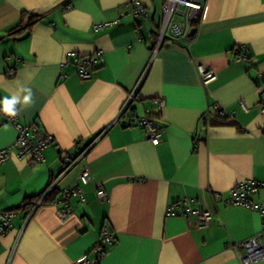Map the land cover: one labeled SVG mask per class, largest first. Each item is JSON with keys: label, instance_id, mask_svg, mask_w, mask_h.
Segmentation results:
<instances>
[{"label": "crops", "instance_id": "1", "mask_svg": "<svg viewBox=\"0 0 264 264\" xmlns=\"http://www.w3.org/2000/svg\"><path fill=\"white\" fill-rule=\"evenodd\" d=\"M133 1L0 0V102L18 96L21 122L54 140L43 166L19 159L15 149L0 165V210L17 213L0 239V264H79L108 228L116 241L101 264H241L228 245L264 230L259 212L224 203L244 180L264 184V0H203L188 48L164 44L153 59L147 22L122 16ZM140 1L159 18L165 0ZM112 21L118 23L95 28ZM238 45L248 46L247 62H236ZM97 52L104 61L87 81L77 67H61L70 54L88 59ZM202 65L216 73L205 84ZM148 68L134 112L157 118L158 145L129 123L130 111L120 115ZM22 89L32 92L27 105ZM160 98L162 114L154 104ZM219 107L235 111V120L221 119ZM207 110L210 125L202 121ZM17 134L0 110V151ZM79 145L91 148L67 171ZM74 187L84 200H72L69 218L61 216L62 198L30 218L33 208L22 207L48 188L61 195ZM250 197L264 201V190ZM185 198L193 210L211 212L205 227H197V215L183 216ZM171 205L177 216H169Z\"/></svg>", "mask_w": 264, "mask_h": 264}, {"label": "built area", "instance_id": "2", "mask_svg": "<svg viewBox=\"0 0 264 264\" xmlns=\"http://www.w3.org/2000/svg\"><path fill=\"white\" fill-rule=\"evenodd\" d=\"M129 10L124 12L122 15L132 16L136 21L144 20L149 26L150 39L146 41L150 50H152V59L156 57L160 49L164 44H170L173 46H179L182 48H188V46L193 41L194 34H196L199 26V20L203 14V0H165L160 9V16L157 19L156 13L150 12L146 5L140 0H135L128 4ZM157 19V20H156ZM118 21H112V23H101L95 28L100 30V28H105L111 26L112 24H117ZM236 62H247V55L249 53L248 46L238 45L235 50ZM99 63L104 61L103 53L97 52L94 57H88V59L81 58L77 54H70L66 61L63 62L61 67H66L68 65H73L77 67V72L81 79L87 81L91 79L92 71L95 67V62ZM144 73L140 80V83L136 87V90L130 93L126 104L124 105L121 116H126V113L130 111L128 116L129 123L131 125H137L144 128L146 139L153 145H158L162 141V129L157 125V118H153L150 111L146 112L144 116H138L134 112L135 105L138 103L140 88L146 79L148 72ZM198 74H200L202 82L208 83L215 79L216 73L210 68L205 66H199L197 68ZM156 104L157 112L162 114L166 107V100L160 98L154 100ZM244 107V102L241 101ZM17 114L15 116H9L4 114L7 123L15 126L18 134L16 141L13 146L4 148L0 151V165L5 163L13 153V149L17 151V157L21 160H29L33 165L45 164V156H43V151L54 143L53 137L48 135L42 129L39 128L35 123L23 124L19 119L18 108H15ZM219 110V117L226 120H235L236 112H227L223 108H217ZM264 111V109H263ZM214 120L212 113L207 110L202 117V121L210 125V122ZM79 149L81 145L77 146ZM91 145L81 147L80 157L76 158L75 162L68 165V170L74 168V166L82 159L86 153L90 150ZM63 161L67 162L68 157H63ZM81 182L83 185H87L91 182L90 170L85 168L81 173ZM258 188L264 190V184L256 182L254 180H244V182L238 183L234 186L230 192L229 197L224 200V203L228 207H242L249 210L259 212L264 216V201L255 203L251 200V194L257 191ZM48 190H51L48 189ZM61 198L65 205L64 211L61 216L63 218H69L70 215L74 213V206L72 205V200L77 198L80 201L84 200V192L80 187H74L69 189H64L61 191ZM98 197L101 200L107 201L109 199V193L103 189L98 190ZM43 198L37 201L30 212L29 218L32 216L34 211L41 207V202ZM192 201L184 199L183 206V216L197 215V227H205L209 221L212 219V214L210 211L204 210H193L190 207ZM176 205H171L168 209L169 216H177L174 212ZM17 213L14 210L1 211L0 210V239L8 236L10 231L14 228L16 222ZM115 235L111 229H104L101 234L97 237L96 243L91 249V257L85 258L79 264H101L107 254L106 251L109 246L115 243ZM234 253L236 254L237 260L241 264H251L260 263L264 261V230L257 236L247 238V240L242 242H231L228 245Z\"/></svg>", "mask_w": 264, "mask_h": 264}, {"label": "trees", "instance_id": "3", "mask_svg": "<svg viewBox=\"0 0 264 264\" xmlns=\"http://www.w3.org/2000/svg\"><path fill=\"white\" fill-rule=\"evenodd\" d=\"M201 17H202V15H201ZM201 17H200V20H201ZM200 20L198 22L199 25H200ZM195 35L196 34H194L193 40L196 37ZM247 59H248V57H247ZM48 189L45 190L43 194L36 196V197H31V199H28L27 202L22 205V207H27V208L31 209V208H33V204H35L37 201L41 200L42 198H43V200H42L40 206L51 205V204H55L57 202H60V198H61L60 193L57 190H55L54 188L51 190H48Z\"/></svg>", "mask_w": 264, "mask_h": 264}, {"label": "clouds", "instance_id": "4", "mask_svg": "<svg viewBox=\"0 0 264 264\" xmlns=\"http://www.w3.org/2000/svg\"><path fill=\"white\" fill-rule=\"evenodd\" d=\"M22 91L27 92V94L23 96V103L27 105L32 100L31 89H22ZM17 103H20V98L18 96H13L12 98H5L2 102H0V110H2L5 114L9 116H15L17 114L15 109V105Z\"/></svg>", "mask_w": 264, "mask_h": 264}]
</instances>
